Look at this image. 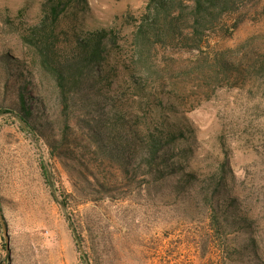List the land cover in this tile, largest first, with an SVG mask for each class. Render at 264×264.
<instances>
[{
	"label": "trees",
	"instance_id": "trees-1",
	"mask_svg": "<svg viewBox=\"0 0 264 264\" xmlns=\"http://www.w3.org/2000/svg\"><path fill=\"white\" fill-rule=\"evenodd\" d=\"M255 1L149 0L123 39L115 27H87L88 0H42L38 23L5 21L21 48L0 52V115L14 110L46 141L84 201L166 187L165 198L184 196L198 216L188 236L196 264H264L229 157L211 172L193 165L197 135L184 108L196 104L181 93L264 83V44L206 50L233 36ZM187 51L195 57L180 61Z\"/></svg>",
	"mask_w": 264,
	"mask_h": 264
},
{
	"label": "rangeland",
	"instance_id": "rangeland-1",
	"mask_svg": "<svg viewBox=\"0 0 264 264\" xmlns=\"http://www.w3.org/2000/svg\"><path fill=\"white\" fill-rule=\"evenodd\" d=\"M148 1L88 0L91 11L84 21L89 29L115 27L129 39L135 30L129 17L140 16ZM41 2L0 0V52L21 48L6 19L36 24ZM246 10L235 34L215 36L206 50L243 52L251 40L263 45L264 0ZM237 17H230L229 24ZM195 55L187 51L178 57L186 63ZM181 93L188 104H196L184 108L197 135L193 165L211 172L229 157L243 206L254 219L259 252L264 253V83L214 91L193 86ZM4 96L0 89V100ZM12 111L0 115V207L10 237L7 251L0 223V264H196L188 236L199 220L184 196L167 199L168 189L158 186L151 191L126 188L122 198L86 202L74 192L72 179L50 155L46 141Z\"/></svg>",
	"mask_w": 264,
	"mask_h": 264
},
{
	"label": "water",
	"instance_id": "water-1",
	"mask_svg": "<svg viewBox=\"0 0 264 264\" xmlns=\"http://www.w3.org/2000/svg\"><path fill=\"white\" fill-rule=\"evenodd\" d=\"M0 223H1L3 231H4L6 244H7V251H9V249H10V237H9V234H8L7 223H6V220L4 218V215H3L1 207H0ZM78 244H79L80 249L83 250V247H82L81 242H80L79 239H78Z\"/></svg>",
	"mask_w": 264,
	"mask_h": 264
}]
</instances>
